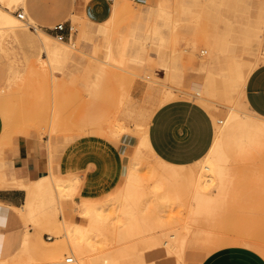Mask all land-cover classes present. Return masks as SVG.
<instances>
[{
  "label": "rangeland",
  "instance_id": "obj_1",
  "mask_svg": "<svg viewBox=\"0 0 264 264\" xmlns=\"http://www.w3.org/2000/svg\"><path fill=\"white\" fill-rule=\"evenodd\" d=\"M168 1L170 25L158 22L169 35L164 46L179 59L176 66L170 67L172 80L178 86L168 82L164 66L156 68L163 48L156 25L127 13L133 5L143 7L146 14V6L156 0H114L109 17L101 22L92 21L87 14L102 20L110 1L79 7L77 1L62 0L61 17L49 26L27 17L20 23L22 33L10 27L0 29V181L9 171L7 159H12L21 144L46 139L51 152V171L47 175L18 181L27 187L30 197L23 206L25 210L14 207L25 219L28 243L23 244L26 231L21 240L6 245L0 264H53L50 255L43 254L45 249L40 252L38 246H55V234L66 213L89 227L97 222V213L107 217L100 224L103 231L97 236L94 231L91 234L97 254L103 257L109 252L113 264H201L213 252L232 243L234 239L230 238L234 236L257 241L264 255V149L241 151L225 139V179L215 192V187L211 188L214 200L205 207L192 194L190 170L198 169L197 162L174 165L164 161L149 141L151 120L139 130L142 110L153 106L156 112L177 98L196 100L209 109L215 120V138L232 107L239 110L243 120L257 118L240 103L244 88L239 76L255 59L264 58V0ZM0 5L15 15L22 10L27 13L26 6L13 0H0ZM58 22H65L70 31L71 36L65 40H59L50 29ZM133 33L138 39H133ZM63 42H74L85 54L76 51L72 59L56 63L52 59V66L45 63L49 49L70 48ZM133 50L139 53L138 70L131 69ZM208 61H213L209 68L205 66ZM34 65L43 72L33 70ZM42 65L47 66L44 69ZM120 124H126L128 129L118 136L115 132ZM123 135L134 137V144L126 153L125 171L108 173L105 161L98 155L101 150L108 153L112 148L100 146L95 137L118 143ZM77 142L79 148L91 145L90 166L95 169L84 180L77 170L57 171L60 153ZM133 163L135 170L130 175L129 165ZM98 174L106 175L110 181L102 183ZM54 179L76 184L61 194L55 190ZM158 181L162 187L155 186ZM86 182L92 183L95 191L86 193ZM176 183H180L181 191ZM85 200L91 211L80 216ZM35 203L37 212L29 217L26 209ZM45 206L47 215L57 213L53 222H45ZM44 240L50 243L45 244ZM165 240L170 243L165 244ZM72 254L64 251L63 263H75L76 260L66 261ZM98 260L99 264H107L103 258Z\"/></svg>",
  "mask_w": 264,
  "mask_h": 264
},
{
  "label": "crops",
  "instance_id": "obj_2",
  "mask_svg": "<svg viewBox=\"0 0 264 264\" xmlns=\"http://www.w3.org/2000/svg\"><path fill=\"white\" fill-rule=\"evenodd\" d=\"M74 1L78 2L79 7L82 4L95 6L102 3V0ZM113 1H110L107 16L102 20L94 19L90 13L87 14V17L94 22L104 21L111 13ZM25 3L27 17H31L36 24L49 26L61 17L62 0H26ZM94 6L92 7L94 8ZM169 6L168 0H156L153 4L146 6L148 8L146 14L143 12V7L135 8L133 5L130 6L127 13L147 19L156 25V31L160 35L159 40L163 46L156 68L158 65L164 66L167 80L178 86V83L172 80L170 67L176 66L179 59L164 46L165 43L169 42V35H165L162 24L158 22L164 21L165 26L170 23L171 9ZM37 28L39 29L38 26ZM172 29L175 31V26ZM104 30H106V27ZM46 33L53 36L48 32ZM65 33L70 34L68 27ZM53 37L55 38V36ZM132 37L138 39L135 33ZM68 44L70 46H67L70 48L60 47L58 49V53L53 57L54 63L72 59L76 51L84 53L83 50H79L75 46L74 42ZM214 47L217 48V44H214ZM132 52L134 62L131 69L138 70L140 68L138 64L141 62L139 53L136 50ZM213 61L206 62L205 66L209 68ZM262 61H264V58L261 56L255 59L245 72L239 76V80L244 88V93L240 99L241 105L256 115L264 117V63L259 65ZM215 131V120L206 106L196 100L177 98L161 105L152 116L149 125V141L159 158L174 165H189L199 161L207 154L217 138H215ZM95 138L100 146L106 145L112 148V151L108 153L104 150H98L100 151L98 156L105 161L104 167L107 172L124 173L126 153L129 147L134 144L133 135H123L120 139L122 141L118 143H110ZM79 144L78 142L74 143L60 153L57 159V171L67 172L74 169L84 180L89 176L90 170H94L95 167L90 166L92 159L91 145H82L79 148ZM7 161L9 171L4 172L3 177L5 179L0 181L1 257L6 245L21 240L27 231L25 219L16 209L25 210L23 206L26 201L29 202L30 197L27 187L20 186L18 181L22 178L29 179V181L36 180L42 175H47L51 171V152L46 139H38L30 144H21L20 148L13 152L12 159L8 158ZM9 178L12 179V182H9ZM98 179L105 184L110 181L106 175L102 174H98ZM93 191H95V186L90 182H86L85 192L91 193ZM37 207L38 205L35 203L30 209H26L29 217L37 212ZM47 209L48 206L43 209L45 222L57 216L55 211L47 215ZM244 237L246 236L231 237L230 239H234L231 241L232 243L213 252L201 264H264V255L260 252L263 250L259 248V243L253 240L252 243L255 245L245 244L243 242Z\"/></svg>",
  "mask_w": 264,
  "mask_h": 264
},
{
  "label": "bare ground",
  "instance_id": "obj_3",
  "mask_svg": "<svg viewBox=\"0 0 264 264\" xmlns=\"http://www.w3.org/2000/svg\"><path fill=\"white\" fill-rule=\"evenodd\" d=\"M25 1L26 0H13V2H15V3H21L22 6H26ZM26 19H27V14H26ZM22 20L25 21V19H21L19 17V15H15V14L11 13L10 11H8L7 9H4L0 5V29L6 28V27H10V29L11 28L12 29L15 28V29H17L18 33H22L19 30L20 29V23H21ZM41 31H43V30H41ZM63 43H66V45H69L67 42H63ZM71 47H73V46H71ZM263 48H264V46H263ZM75 49H76V47H75ZM79 50H81V49H79ZM58 51H59L58 49H55V50L49 49L48 50L49 56H48V53H47L48 58L45 59V63H48L49 65L52 66V59H53L54 55L58 53ZM46 60H48V61H46ZM44 66H47V65H42V67L45 69ZM31 68L33 70L35 69V71L37 70L36 72H39L38 70H40L39 73L43 72V71H41V67H38L37 65H34V67H31ZM158 91H159L158 93L162 92L161 89H159ZM166 93H167V91H166ZM167 96H168V94H167ZM122 103L124 104L123 101H122ZM158 103L160 104V102H158ZM155 104L156 103H154L153 105H155ZM232 110L233 111H230L229 113H227L228 115H227V119L225 120V124L219 130V134H218L214 144L211 146V148L209 149L207 154L203 157V159H200L199 161H197L198 169L191 168V170H190V181L193 184V190H192L193 193L192 194L200 202V204H205V207H206L207 204L209 205L214 200V192L219 187V184L223 183V181L225 179V171H224V166H223L224 165V161H222V155H223V149H224L222 145H224L223 142H224L225 139L226 140L229 139L231 143L236 144V146H238V148L241 151H247V152L257 151L258 152V151H261V150L264 149V117L256 115L255 113H253V112H251L250 110L247 109V111L249 112L250 115L255 116L257 118L256 119L252 118L250 120L249 119H244L243 120V119L239 118L240 117V113H239V110L237 108L232 107ZM154 113H155V108L153 106L149 107L148 109H145V110L141 111L142 121L140 123L139 130H143V129L146 128V125L148 124L147 122L149 120H151V118L154 115ZM116 120H115V122H116ZM137 120H138V118H137ZM139 120H141V119H139ZM233 121H234V124H232ZM122 124H120L118 126V130H117V132H115V134L117 133L118 136H120V134H123L128 129L126 127L127 126L126 124H124V125H122ZM115 130H113V132ZM102 149H104V148H102ZM263 152H264V150H263ZM262 155H264V153L261 154V156ZM263 157H262V160H263ZM237 160H239V158ZM262 164H264V163H262ZM134 165H135L134 163L129 165V172H131L130 175H132V173H134V170H135L134 169ZM171 167L173 168V166H171ZM172 171H173V169H172ZM256 174H258V173H256ZM262 174H263V172H262ZM54 180L56 181L55 182L56 183L55 184V186H56L55 190L57 189L56 191L61 192V194L63 193V190L66 191V190H68L69 187L74 186L76 184L75 181L71 182V183H68V184H64V183H61V182L57 181L56 179H54ZM156 183H158V184H156ZM156 183H155L156 187L157 186L159 187V186L163 185V184H161V181H158ZM182 184H184L183 180H182ZM224 184H226V183H224ZM179 185H180V183H179ZM179 185L176 183V188ZM180 186H179V190L181 189ZM153 187H154V185H153ZM212 187H215V190H214L213 193L210 192ZM224 187H225V185H224ZM229 187H230V185H229ZM183 188H185V187H183ZM177 189H175V185H174V190H177ZM229 189L230 188H228V190ZM184 190H186V189H184ZM170 192H171V190H170ZM65 193H67V192H65ZM65 193H64V195L67 196ZM165 195H163V196H165ZM168 195H166V197L169 198ZM222 195H224V194H222ZM166 197H162V198L164 199ZM171 198H172V196H171ZM83 203H84V205L79 210L80 216H84V215H86L87 212L91 211V207H90L89 201L85 200V201H83ZM57 204H59L60 208H62V204H61L59 199H58V203ZM205 207H204V209H206ZM199 211H200V209H199ZM204 211H207V210H204ZM200 213L201 212H199V214ZM97 214H98L97 222L93 223L91 227H89L87 224L83 223L81 220H77L74 217V215H70V213L64 214L63 219L60 222V228L57 231V233L55 234V237H56L55 240H54L55 246H51L50 245L51 247L50 246L48 247V244H46V243H50V242L48 240H44L45 242H43V243H45L47 246H44V248H43V246H42V248H39L41 246L37 245L39 251L41 252L43 249H45L43 251L44 252L43 254H46L47 256L50 255L49 259L52 260V261L51 260L50 261L54 262L55 264H67V263H63L62 256L64 254V251L69 252V253L70 252L73 253L72 255H74L75 260H76V262L73 263V264H99L98 263V261H99L98 259H102V258L104 260L103 262H105L107 264H113L114 259H113V257L111 256V254L109 252L108 253L104 252L105 254L102 253L103 257L101 256V254H97V252H96L97 251V246H96V244L93 241V236H92L91 232L94 231L95 232V236L100 234L103 231L102 228H104L100 224H104L106 219H107V217L105 215L100 214V213H97ZM196 214L197 213H195V215ZM209 214H210V212H209ZM117 216L120 217L121 215H117ZM202 217L203 216H201V218ZM121 218L122 217H120V219ZM115 219H116V217H115ZM206 219H209L208 221H211L210 218H206ZM206 219L204 221H207ZM54 220L55 219H52L51 221L53 222ZM118 221H120V220L118 219ZM97 223H98V225H97ZM119 226H120V224H119ZM121 227H122V225H121ZM117 229H119V228H117ZM119 230H122V229H119ZM27 234H28V231L26 232V237H24L23 244H27L28 243L27 242ZM171 236H172V238H176V235L174 233H171ZM49 238H51V237H49ZM243 242L245 244H248V245L254 244V243H252L253 239H251V238L244 239ZM164 243L165 244H169L170 241L165 240ZM32 244H33V242H32ZM40 245H42V244H40ZM171 246H174V245H171ZM24 247H25L24 248L25 250L24 249L23 250H24V252H26L27 251L26 245ZM259 248H261V247H259Z\"/></svg>",
  "mask_w": 264,
  "mask_h": 264
},
{
  "label": "built area",
  "instance_id": "obj_4",
  "mask_svg": "<svg viewBox=\"0 0 264 264\" xmlns=\"http://www.w3.org/2000/svg\"><path fill=\"white\" fill-rule=\"evenodd\" d=\"M106 1H112V0H106ZM133 1L139 3V2H144L146 0H133ZM18 15L21 19H26V14H25L24 10L19 11ZM50 29L54 33H56V36L59 38V40H65L68 37V35L65 33L66 29H67V25L65 22H58L54 26L50 27ZM70 29H71V27H70ZM69 36H71V34H69ZM220 122H223V121L220 120ZM74 260H75V257L73 255L68 256L66 258L67 262H74Z\"/></svg>",
  "mask_w": 264,
  "mask_h": 264
}]
</instances>
